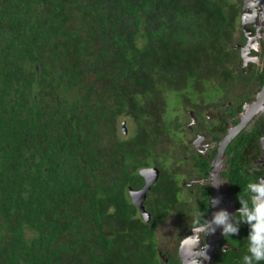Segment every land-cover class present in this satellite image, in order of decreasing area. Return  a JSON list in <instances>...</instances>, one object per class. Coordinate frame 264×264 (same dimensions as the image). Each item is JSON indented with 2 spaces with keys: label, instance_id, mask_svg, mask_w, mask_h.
Returning a JSON list of instances; mask_svg holds the SVG:
<instances>
[{
  "label": "trees",
  "instance_id": "trees-1",
  "mask_svg": "<svg viewBox=\"0 0 264 264\" xmlns=\"http://www.w3.org/2000/svg\"><path fill=\"white\" fill-rule=\"evenodd\" d=\"M244 7L0 0V264L162 263L158 229L177 184L161 171L151 224L127 188L178 146L171 131L195 109V85L236 81ZM169 92L181 121L166 120Z\"/></svg>",
  "mask_w": 264,
  "mask_h": 264
},
{
  "label": "flooded vegetation",
  "instance_id": "flooded-vegetation-1",
  "mask_svg": "<svg viewBox=\"0 0 264 264\" xmlns=\"http://www.w3.org/2000/svg\"><path fill=\"white\" fill-rule=\"evenodd\" d=\"M241 1L245 3L243 10L247 8V11L241 14L247 16L241 17L246 24L240 25V35L248 38L246 44L250 36L257 37L258 40L253 41L251 49L244 52V59L241 58V47L246 44L238 46L240 36L234 41L237 42L235 49L240 53L239 67L235 70L241 81H235L232 76L225 78L218 75L216 80H219L220 84L216 86L220 88L221 94L216 102L210 104L205 93H201V90H207L208 84L198 83L194 86L196 92L193 90V94L198 101H191L195 109L190 108V118H186L185 125L180 130L189 134L188 140H184L182 146H176L172 142L167 144L165 155L169 156L160 160L165 163L169 159L181 164V168H177L178 171L181 170L179 181L169 174V168L165 164L161 169L157 165L148 167L159 169L160 177L144 201L145 209L150 214V221L147 223L151 224L153 215L156 214V200L159 196L167 194L158 189L161 171L170 177L169 180L173 184H177L178 189L176 198L169 200L171 204L167 207L168 215L163 217L162 227L158 229L161 264H209V260L210 264H243V257L247 254L250 228L246 224L240 225L238 235L226 238L222 235L223 229L217 227L216 231L208 236L198 234L199 245L187 242L188 237L193 236L195 239L197 236L192 230L195 213L201 211L204 213L203 219L208 221H211L214 213L218 211L236 214L242 206L238 197L245 196L249 179L264 177V100L258 98L264 91V20L261 13L263 6H257L256 0ZM198 90L200 92H197ZM250 104L253 108L251 112H246V107ZM240 127L241 131L223 149L222 142L228 133ZM220 151H225L223 157ZM221 159V175L217 177V174H214L215 164H220ZM254 165L259 169L252 173ZM142 169L145 167L139 172ZM142 178L139 186L128 187L127 191L129 188L141 191L146 184L144 177ZM210 200L219 201L216 204L217 211L214 209L215 205H210ZM137 209L141 217L140 210L138 207ZM170 230L177 231L178 235H171ZM205 245L206 259L203 252Z\"/></svg>",
  "mask_w": 264,
  "mask_h": 264
},
{
  "label": "clouds",
  "instance_id": "clouds-1",
  "mask_svg": "<svg viewBox=\"0 0 264 264\" xmlns=\"http://www.w3.org/2000/svg\"><path fill=\"white\" fill-rule=\"evenodd\" d=\"M259 169L254 165L251 170L254 173ZM240 204L242 205L236 214H230L227 211H218L213 215L211 221L203 219L204 213L201 211L194 214L195 220L192 227L197 234L187 238V242L199 245L198 234L203 233L206 236L216 231L217 227L223 229L222 235L226 238L238 235L240 225L246 224L250 228L247 238V254L243 257V264H264V177L259 179H249L245 196L239 195ZM210 205L214 206L219 203L218 200H210ZM205 259L207 258V245L203 249Z\"/></svg>",
  "mask_w": 264,
  "mask_h": 264
},
{
  "label": "water",
  "instance_id": "water-1",
  "mask_svg": "<svg viewBox=\"0 0 264 264\" xmlns=\"http://www.w3.org/2000/svg\"><path fill=\"white\" fill-rule=\"evenodd\" d=\"M259 2H261V3L259 4ZM256 4H258L257 6H259V7L263 6V11L261 13L263 16L262 19L264 20V0H256ZM257 13H258V11H257ZM252 41L257 42L258 41L257 37H255ZM251 43L252 42L250 39V41L242 49V58L243 59H244V52L251 49ZM258 98L262 99V101L264 100V91H262V93H260ZM246 108H247L246 112H251L253 105H251V104L247 105ZM126 124H127L126 122L122 123L123 132L125 134L127 133V125ZM241 129H242V127H240L239 129H235L234 131H231L230 133H228V135L225 137V139L222 142L223 149H225L228 146V144L231 142V140H233V138L241 131ZM224 153H225V151L221 152V157H223ZM219 162H220V164L219 163L215 164L216 169H215L214 174L215 175L217 174V177H220V175H221L222 159L219 160ZM140 174L142 175V177H144V179L146 181L144 188L141 191H136V190H133L132 188H129V194L131 196L132 202L139 208L142 219L145 222H149L150 221V214L145 209L144 201L147 197V193L149 192V190H151L152 186L159 180L160 171L157 168H145V169H142L140 171ZM213 191H214V189H213ZM214 193H215V191H214ZM214 207H215L214 209L216 210V205ZM212 219H213V217H212ZM212 253H213V250H212ZM209 259H211V258H209ZM209 264H210V260H209Z\"/></svg>",
  "mask_w": 264,
  "mask_h": 264
},
{
  "label": "rangeland",
  "instance_id": "rangeland-1",
  "mask_svg": "<svg viewBox=\"0 0 264 264\" xmlns=\"http://www.w3.org/2000/svg\"><path fill=\"white\" fill-rule=\"evenodd\" d=\"M237 67V65H235ZM237 82H240L241 81V78L237 77L236 79ZM207 90L205 92V96H206V99H209L210 101L208 102L209 104L212 103V102H216V99L218 98V96L221 94V90L218 86H207ZM233 91H236V90H233ZM232 91V92H233ZM237 92V91H236ZM238 94H239V90H238ZM233 95V94H232ZM180 97L178 94H176L175 92H169L167 93V99H168V104H169V110L168 112L166 113V120L167 121H174L176 120V118H179V111H182L184 108H180V104L182 103L181 101H179V98ZM190 102L193 101L194 103H196L198 100H197V97H190ZM192 105V104H191ZM185 106V105H184ZM185 110V109H184ZM179 121H181V119L179 118ZM171 134L174 138V141L179 144V145H183L184 143V140H188V136L189 134L187 132L184 133V130L183 131H180V130H175L173 129L171 131ZM165 150L162 149V153L165 151L168 150V147L165 146L164 148ZM174 149V148H172ZM164 158L161 157L160 160H162ZM168 159V158H167ZM155 164H157L160 168H163L161 166V164H165V166L169 168L168 172L171 176H174V178H176L178 181H179V174H180V171H178L177 168H181V164L179 163H176L175 161H171V160H167L165 163L162 162V161H159V162H154ZM170 164V166H169ZM183 166V165H182ZM140 173V172H139ZM184 231V230H183ZM168 232V231H167ZM171 235H178V232L177 231H169ZM185 232V231H184ZM169 235V234H168ZM186 234L183 235V237H185Z\"/></svg>",
  "mask_w": 264,
  "mask_h": 264
}]
</instances>
